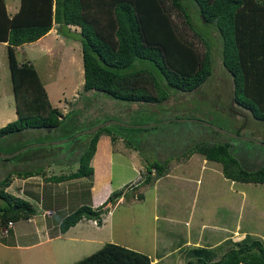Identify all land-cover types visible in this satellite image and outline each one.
I'll return each instance as SVG.
<instances>
[{"label":"trees","instance_id":"obj_1","mask_svg":"<svg viewBox=\"0 0 264 264\" xmlns=\"http://www.w3.org/2000/svg\"><path fill=\"white\" fill-rule=\"evenodd\" d=\"M186 1L172 0V3L183 12L196 35L204 40L207 47L203 52L178 33L164 0H19L18 9L13 14L8 12L6 1L0 0V41H5L7 46L17 113L15 119L0 126V140L27 129H62L65 126L68 115L63 119L60 111L51 106L33 63L28 60L20 63L16 55L17 46L45 35L53 23L58 24L61 35H65L66 31L74 32V42L81 45L84 90L101 91L113 98L139 102H161L172 93L199 91L204 87L212 78L209 79L213 66L211 38L201 31L198 20L207 24L211 32L214 27L221 41V64L232 75L233 101L238 107L248 109L253 120L264 123V0ZM188 3L193 5V10L189 9ZM71 25L79 29L71 31ZM215 109L228 120L237 121L234 114L238 112L232 105L226 111ZM244 120L234 131L237 134L249 126V119ZM129 126L142 128L144 125ZM73 132L69 131L66 136L76 140L82 135L76 137ZM101 133L109 134L111 141L120 136L107 125L93 133H85L86 141H81L78 149L77 169L69 174L50 175L49 178L60 181L91 176L93 166L90 160L96 152ZM231 148L228 141L201 140L184 156L199 152L208 160L220 162L225 177L243 182H264V164L248 170L240 164ZM153 169L155 178L166 174L168 160L150 162L141 183L151 181ZM38 171L26 169L19 175H32ZM9 182L10 173L0 180V197L8 201V207L1 214L2 228L8 220L14 222L35 212L28 202L4 191ZM121 193V189L111 192L104 203L115 202ZM98 207L79 205L60 220V232L83 217L101 222L108 205ZM240 262L264 264V243L261 239L248 237L240 245L227 249L218 260L195 257L185 264ZM70 264H151V258L145 252L106 241Z\"/></svg>","mask_w":264,"mask_h":264},{"label":"rangeland","instance_id":"obj_2","mask_svg":"<svg viewBox=\"0 0 264 264\" xmlns=\"http://www.w3.org/2000/svg\"><path fill=\"white\" fill-rule=\"evenodd\" d=\"M5 1L9 9L19 2V0ZM188 4L189 9L193 10V5ZM164 5L169 10L178 33L185 40L193 42L194 46L203 52L207 46L204 40L196 35L183 12L173 5L172 0H164ZM198 24L201 31L211 38L213 66L209 79L212 78L199 91L172 93L168 99L161 102L127 101L113 98L101 91L84 90L81 45L74 42V32L66 31L65 35H61L58 32L57 23H53L40 42L27 43L16 48V55L19 58H29L37 69L45 84L51 106L60 111L63 119L65 115L68 116L62 129L33 128L27 129L21 134L4 136L0 140V152L11 153L23 149L8 159L0 157V178L5 176L6 169L9 171L25 169L34 166L35 163L45 165L54 160H71V162L68 161L69 164L64 163L67 168L63 171L75 170L72 157L77 154L80 142L85 139L84 134L76 140L70 138L58 144L46 142L71 137L66 136L69 131L76 130L75 132H78L98 122L115 119L127 124L112 123L107 125L113 133L120 135H117L116 140L110 144H108L107 138L110 137L109 134L101 133L98 137L97 143L100 152L105 151L106 145L110 146L113 152L111 165L109 163L108 166L102 167V165L98 166L97 159L94 161L93 165L96 168L100 167L96 170L94 179L95 182H98L96 185L98 196L101 193L106 194L108 187L111 188L110 193L121 189L124 192L125 201L115 206L111 211L112 214H108L101 231L95 230L96 227L91 220L84 219L79 224L80 231V226H78V231L74 232L73 230L71 233L84 234V237L90 238L95 237V233H98L95 241L89 246L94 244L97 246L96 249L102 245L101 240L104 242L112 240L113 242V238H115L117 242L123 241L127 246H133L132 248H136V250L137 246L141 244L140 239H143L152 250V242H156L152 240V232L159 230L160 236H165L163 230L165 226L159 216L171 206L176 210L175 215L180 216L181 210H185L186 204H190L194 200L197 201V206L193 207V210L196 209L198 212L207 210L206 214L211 218L222 221L224 214H230L227 210V201H235L236 194H241L240 191L235 192V188L242 189L246 195V203L242 205L239 203L240 200H237L238 205H236L243 209L241 224L254 233L252 237L264 241V182H234L233 180L232 185L235 184L231 191L229 188L231 180L223 175L220 162L209 161L202 167L197 160L202 157L199 152L192 153L195 156H191V154L190 158L184 156L194 144L201 140L228 141L234 148L230 150L244 168L254 170L264 164L263 144L250 139L233 137L203 122L209 121L234 132L247 118L249 126L242 128L240 134L264 142V123L253 120L249 110L238 107L232 99L233 79L230 72L221 64V41L218 31L213 27L211 32L209 26L201 24L199 20ZM70 27L71 31L79 29L74 25ZM46 42L51 43L52 47L44 49L43 44ZM9 68L7 46L3 41H0V115L5 116L6 114L9 117L7 122L17 117ZM230 105L238 112L234 114L237 121L228 120L227 116L215 109L217 107L226 111L229 110ZM178 116H181L183 120H179L181 118ZM175 117L178 119H174ZM130 124L144 126L138 128V126H129ZM68 128H70L69 131L66 130ZM129 144L131 145L129 146ZM132 151L136 155V160L141 162V165L137 167L131 160ZM166 159L168 160L167 171L172 170L175 173L176 169H179L185 162L182 170H188V172L184 173V176H190L191 179L172 177L162 180L161 188L156 191L162 196L160 202L164 204L160 205L158 210L153 198L152 183L156 179L155 170L151 171L153 177L151 183H141V181L147 174V165L150 162H164ZM93 173L95 174V168ZM84 178H86L83 179V184H85L79 188L82 191L92 184L93 174ZM86 180L87 182H85ZM67 182L62 181L59 184L67 185L66 188L72 189L76 183L82 181L71 180L70 184ZM86 192L78 191L76 195H73L75 200L70 202V210L81 204L91 205L89 202L92 203V199L87 196ZM140 194L142 197L140 196L141 198L138 199ZM98 196L94 198L98 199ZM170 200H173L174 203L176 201L175 205H172ZM5 201L7 200L0 198V204H4ZM104 205H108L106 210L108 211L114 204L113 202L111 204L102 202L99 207ZM91 207L93 206L91 205ZM154 212L159 214L158 219L153 218ZM104 216L102 215L101 219ZM11 234L12 231L10 234L8 233L10 236ZM171 239L175 238L171 236ZM68 246L75 248L77 245L75 242L69 241ZM45 247L35 246L33 251L28 254L23 253V249L6 248L10 251L7 256H1L0 253V264H70L96 250L95 248L90 249L89 253L77 256V252L74 251L63 254L60 247H56L54 251H49ZM15 254H21V259H18L20 263L15 262Z\"/></svg>","mask_w":264,"mask_h":264},{"label":"crops","instance_id":"obj_3","mask_svg":"<svg viewBox=\"0 0 264 264\" xmlns=\"http://www.w3.org/2000/svg\"><path fill=\"white\" fill-rule=\"evenodd\" d=\"M18 6H19V2L18 4L12 6V8L10 9L7 8V10L10 14H13L18 9ZM43 36H41L40 38L34 41L26 42L21 45L27 43L40 42L44 38ZM3 43L6 44L5 41H3ZM43 46L44 49H48L52 47L51 43L49 42L44 43ZM17 58L19 59L18 56ZM22 59L30 60L29 58H24V57ZM14 108H15V99H14ZM8 120L9 117L6 114L5 116L3 114L0 115V126L3 125ZM107 138L109 141V143L108 142L107 143L108 144H110V142L112 143L111 138L110 137ZM96 146H97V149H95L96 152L94 151L95 154H93L94 156L92 155L90 160V164L93 166V171L95 168V174L93 173V182L87 189H85L86 187L83 189L84 192L87 191L86 192L87 196H89L92 199V203L91 202L89 203L93 207H97L100 205V203L104 202L108 198L111 190V188L108 187L106 194L101 193L100 196H98L96 192V188H97L96 185L98 184V182H95L94 176L96 175V170L99 169L100 167L96 168L93 165V163L97 159L98 166L102 165V167H105L108 166L109 163L111 165V154L113 152V149L108 145H106V148H104L105 151L103 152H100L99 146L97 144ZM121 149L124 150L122 147ZM133 152L134 151H132V155H130L131 160L134 163V165L137 167L138 165H141V162H138V160H136V155ZM79 153L80 151H78L77 154L72 157V164L76 167V169L79 164L77 161L78 159L77 157ZM201 155L202 157L200 158V160L199 159L197 160L198 162H200L202 167L205 166L209 161H212L205 158L203 154ZM191 156H195V155L192 154ZM191 156H189V158ZM8 158L10 157H7V159ZM103 158L106 161L102 160ZM68 161L71 162V160ZM68 161L54 160L49 163H46L45 165H39V163H35L34 166H31L30 168L27 167L25 169H14V170L12 169L11 171H9L8 169L5 170L6 171L5 176H7L10 173V182L4 187V191L28 202L33 207L35 212L31 214L29 217H21L18 220L14 221L13 227L8 232L10 234V231H12L11 236L8 235V233L4 234L2 232L1 227L3 224L0 223L1 256L8 255L10 250H6V248H10L13 250L23 249L24 250L23 253L28 254L30 251H33L35 246H41V247L46 246L45 248H47L49 251H54L56 247H60V251L63 254L71 253L74 251L77 252L76 254L78 256V255H84L85 253H89L91 251L90 249H94L95 247H97L96 245L94 246V244L92 245L93 247L91 246L92 248L89 246L91 245L92 242L95 241V238L98 235V233H95V237L92 236L90 238V237H84L85 236L84 234L78 235L76 233H71V232L73 230L74 232H77L78 231L77 228L78 226H80L79 225L80 222L84 219L91 220L92 224H94L96 227L95 230L101 231L102 227L105 224L104 222H106L108 214L111 213V211L115 208V206H118V204L123 203L125 201V197H123L124 192L122 191L121 196L117 199V201L113 202L114 205L108 211H105L102 214L105 216L102 217L101 222H97L95 219L92 218L83 217L79 221H77L74 225L70 226L66 231L60 232L59 222L65 215L69 214L71 211L75 209V208L71 210L69 209L70 202L75 200V197L73 195H76L78 191L83 192L82 189L80 190L79 188H82V186L85 184V183L83 184V179H86L84 178L86 176L66 178L60 181L51 180L49 178L50 175L69 174L75 171L76 169L69 170L68 172L63 171L65 168H67V166L64 165V163L65 162L68 163ZM184 163L182 164V166H184ZM182 166L179 169H176V173L172 172V170H169L167 171L166 174L157 177L155 181L153 180L154 181L152 183L154 188L153 198L154 201L156 202V207L158 210H159V206L164 204L160 202L162 196L158 191H156L159 188H161L160 182H163L162 180L172 177L175 179H177L178 177H180V179H183V177H185L188 180L191 179L190 176L187 175L184 176V173H187L188 170H182ZM138 168L140 169L142 167H138ZM26 169H33L39 171L38 173L32 175H27V176L19 175L20 171H24ZM53 171H58V172H53ZM5 176L3 177L1 176L0 180L3 179ZM229 179L231 180V184L229 185V188L232 191L235 183L232 185L233 179L231 178ZM71 180H76V181L79 180V182L81 181L82 182L76 183L72 189L66 188L67 185L59 184V182L62 181L63 182L68 181L67 183L70 184ZM237 181L243 182L239 180H234V182ZM85 182H87V180ZM234 190L235 192L240 191L241 194L240 193L239 195L236 194L237 199L235 201L232 200L227 201V210L229 211L230 214L227 215L224 214L222 221H219L218 219L215 220V218H211L208 214H206L207 210L201 212L196 211V209L193 210L192 208L197 206V201L194 200L190 204H186L185 210H181L182 214L180 216L175 215L176 210L173 206H171L170 209L166 210V212L162 213L161 216H159L157 212H154L153 218L158 219L159 216V218L163 221V224L165 226V229H163L165 236H160L161 232L159 230L158 232L154 230L152 232V240H155L156 242H152V250L150 248V245L147 246V243L143 239H140L141 244L137 246V250L147 253L151 258V264H185L188 259L195 257H203L209 261L218 260L222 257V255L225 253L227 249L240 245L248 237L255 238L252 237L254 233L251 232V230L246 229L241 224L240 221L242 219L243 209L242 207L238 208L236 206L238 205L237 200H240L239 203L242 205L243 203H246L245 192L242 189L234 188ZM57 194H59L60 196H58ZM96 196H98L99 198L95 199L94 197ZM140 196L141 194L137 198L140 199L142 197ZM170 203L172 205H175L176 201L174 203L173 200H170ZM108 204H111V202L108 201ZM6 207H8V201H5L4 204L3 203L0 204V221H1V214L4 212V209ZM80 228L81 226L79 227V231ZM166 232L170 237L167 236ZM171 236H173L175 239L172 240ZM113 239H114L113 242H117L115 238ZM69 241L75 242L77 246L75 248L68 246ZM261 241L264 243L263 240ZM101 242L104 243V240L103 241L101 240L100 243ZM117 243L127 246V244L124 243L123 241ZM128 247L130 246L128 245ZM21 254L18 255L15 254L16 263H20L18 259H21L20 257ZM11 255L14 256V254L12 253ZM238 264H248V263L240 262Z\"/></svg>","mask_w":264,"mask_h":264},{"label":"water","instance_id":"obj_4","mask_svg":"<svg viewBox=\"0 0 264 264\" xmlns=\"http://www.w3.org/2000/svg\"><path fill=\"white\" fill-rule=\"evenodd\" d=\"M206 125H212L216 130L220 131V132H223V133H227L231 136H235V137H240L242 139H250V140H253L254 142H257V143H260V144H263L264 145V142L263 141H260V140H256L254 138H250V137H247V136H242L241 134H237L236 132H232V131H229L225 128H222L220 126H217V125H214L208 121H203ZM112 123H121V124H127V123H123L121 121H117L115 119H108V120H105V121H102V122H99L97 124H94L86 129H83V130H80L78 132H75L74 133V136H78L79 134H85V133H93L95 132L96 130H98L99 128L103 127V126H106V125H109V124H112ZM72 137V136H71ZM71 137H66V138H62V139H59V140H51V141H48L46 143H54V144H58V143H61V142H64V141H67L68 139H70ZM23 148L21 149H18L17 151H14V152H9V153H3V152H0V157H4V158H7V157H12L14 156L16 153H18L19 151H21Z\"/></svg>","mask_w":264,"mask_h":264},{"label":"built area","instance_id":"obj_5","mask_svg":"<svg viewBox=\"0 0 264 264\" xmlns=\"http://www.w3.org/2000/svg\"><path fill=\"white\" fill-rule=\"evenodd\" d=\"M13 225H14V222H13L12 220H8V221H7V225H6L5 227L2 228V232H3L4 234L8 233V232H9V229H10L11 227H13Z\"/></svg>","mask_w":264,"mask_h":264},{"label":"clouds","instance_id":"obj_6","mask_svg":"<svg viewBox=\"0 0 264 264\" xmlns=\"http://www.w3.org/2000/svg\"><path fill=\"white\" fill-rule=\"evenodd\" d=\"M17 47H19V46H17ZM16 47V48H17ZM20 60H19V62L21 63L22 61H25L26 59H22V58H19ZM28 60V59H27ZM28 61H30V60H28ZM12 228V227H11Z\"/></svg>","mask_w":264,"mask_h":264}]
</instances>
